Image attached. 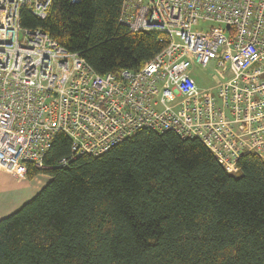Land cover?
<instances>
[{
	"label": "trees",
	"instance_id": "16d2710c",
	"mask_svg": "<svg viewBox=\"0 0 264 264\" xmlns=\"http://www.w3.org/2000/svg\"><path fill=\"white\" fill-rule=\"evenodd\" d=\"M123 0H53L46 19L26 8L21 25L41 29L101 75L138 70L162 52L164 31H131ZM59 133L44 169L49 182L0 219V264H264V161L242 156L227 171L199 139L141 130L67 166Z\"/></svg>",
	"mask_w": 264,
	"mask_h": 264
},
{
	"label": "built area",
	"instance_id": "2783aa9c",
	"mask_svg": "<svg viewBox=\"0 0 264 264\" xmlns=\"http://www.w3.org/2000/svg\"><path fill=\"white\" fill-rule=\"evenodd\" d=\"M52 2L0 0V173L44 169L59 133L71 140L62 166L141 130L199 139L227 171L250 153L264 161V0H123L121 23L170 41L140 69L105 75L22 27V9L44 20ZM212 64L222 80L200 85Z\"/></svg>",
	"mask_w": 264,
	"mask_h": 264
},
{
	"label": "crops",
	"instance_id": "0c3cea01",
	"mask_svg": "<svg viewBox=\"0 0 264 264\" xmlns=\"http://www.w3.org/2000/svg\"><path fill=\"white\" fill-rule=\"evenodd\" d=\"M48 180H50V177L46 178L39 187H34L35 185L33 182L35 181L30 183L26 176H20L13 172L3 170L0 173V196L4 192L2 200L0 197V219L18 210L28 199L34 196ZM16 185H18V189L20 190L19 197L11 194L12 188L16 187ZM37 185L39 184L36 183V186Z\"/></svg>",
	"mask_w": 264,
	"mask_h": 264
},
{
	"label": "rangeland",
	"instance_id": "374dc122",
	"mask_svg": "<svg viewBox=\"0 0 264 264\" xmlns=\"http://www.w3.org/2000/svg\"><path fill=\"white\" fill-rule=\"evenodd\" d=\"M206 25H209V24H205V23H201V25L199 26V28H206ZM209 69H210V73H207L206 71L204 72V71H198L197 73H198V76H199V83H200V85H203V86H209V85H212L213 83H215V82H217V81H221L222 80V75L221 74H219L217 71H219V70H216V67H215V65L214 64H212L210 67H209ZM212 77H216V81H214L213 79H212ZM20 170V168H15L13 171L11 170L10 172H13V173H15V174H17V175H20V176H22L21 174H18V171ZM231 173H234V174H237V171H235V170H232L231 171ZM23 176H26V173L23 175ZM46 178H49L48 177V175H46V174H40V175H38L35 179H28V181L30 182V183H32L33 181H35V182H33L34 183V187H39L40 186V184H43V182H44V180L46 179ZM43 180V181H42ZM41 181V182H40ZM48 182H49V180H48ZM47 182V183H48ZM36 183H38L39 185H37L36 186ZM47 183H45V184H47ZM45 184L39 189V191L45 186ZM38 191V192H39ZM27 192V191H26ZM37 192V193H38ZM36 193V194H37ZM3 194H4V192H3ZM3 194L0 196L1 197V200H2V196H3ZM11 194L12 195H14V196H20V190L18 189V185H16V187H14V188H12V190H11ZM35 194V195H36ZM34 195V196H35ZM18 196V197H19ZM34 196H32L31 198H33ZM26 198V197H25ZM30 198V199H31ZM30 199H28L26 202H28ZM25 202V203H26ZM24 203V204H25Z\"/></svg>",
	"mask_w": 264,
	"mask_h": 264
},
{
	"label": "water",
	"instance_id": "95a60500",
	"mask_svg": "<svg viewBox=\"0 0 264 264\" xmlns=\"http://www.w3.org/2000/svg\"><path fill=\"white\" fill-rule=\"evenodd\" d=\"M227 28H229V26H227Z\"/></svg>",
	"mask_w": 264,
	"mask_h": 264
}]
</instances>
